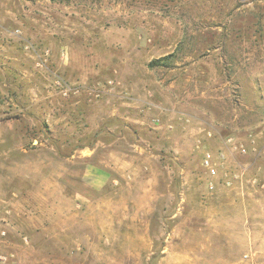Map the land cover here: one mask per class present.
<instances>
[{
    "label": "rangeland",
    "instance_id": "374dc122",
    "mask_svg": "<svg viewBox=\"0 0 264 264\" xmlns=\"http://www.w3.org/2000/svg\"><path fill=\"white\" fill-rule=\"evenodd\" d=\"M75 76L83 86L73 83ZM76 90L99 106L102 142L114 141L102 108L127 112L119 150L141 158L139 170L117 173L113 187L96 191L99 213L88 211L86 199L78 206L79 224H99L97 236L113 238L99 244L101 257L89 253L88 260L86 245L60 243V228L51 239L43 235V224H77L75 212L17 207L44 194L43 181H28L27 162H36L33 174L43 173L46 154L60 153V108L78 97ZM259 144L264 0H0V253L12 263L43 264L53 255L47 264H59L55 259L68 251L76 254L70 264H160L165 253L179 251L204 254L195 264H264ZM206 152L215 176L203 165ZM107 153L101 146L102 159ZM60 170L53 164L52 171ZM235 185L240 194L230 195L243 193V206L231 219L244 228L239 238L227 236L238 244L237 259L227 263L223 224L227 188ZM145 234L141 256L129 253L139 246L122 238Z\"/></svg>",
    "mask_w": 264,
    "mask_h": 264
},
{
    "label": "crops",
    "instance_id": "0c3cea01",
    "mask_svg": "<svg viewBox=\"0 0 264 264\" xmlns=\"http://www.w3.org/2000/svg\"><path fill=\"white\" fill-rule=\"evenodd\" d=\"M72 80H74L73 83H75V85L83 86L82 83H84V79H79L75 76ZM75 95L78 97L67 98L65 105H62V108H60L62 114L60 121L62 122V130L65 132L64 138L62 137L59 142L60 147L58 149L60 150V153L58 154V151L55 152V156L49 152L46 154L47 156L43 158L42 162H40L43 163L45 167L43 173L35 172V174H33L29 167L34 166L36 162L32 159H29L27 162L29 169L28 181H43L44 184L42 188H44V194L40 195V198L23 200L22 203L18 201L17 207L20 208L22 206L30 211H37L40 209V206L43 205V211L45 213L59 211L60 213L68 214L75 212L77 215L75 219L77 224H58V226H55L56 224H43V235L47 236V239H51L54 237L52 229L60 228V243L66 248L75 245H86L89 248V251L83 253L82 257L85 260H88L89 253L93 258H95V255L96 257H101V253L104 252H101L99 244L104 243V241L107 240L109 245L112 243L113 238L110 235L103 238L97 236L99 224H79L80 220H78V215H81L82 210L80 209L82 208H78V206H80L81 203H84L86 199L88 201L86 204L89 207L88 211L92 213L95 209V213H99V195L96 191H99L107 183L112 185L113 183L118 182L119 179L117 178V173L125 176L127 171L134 173L139 170V160L141 158L138 155L129 156L127 153L119 150L120 139L125 137L129 129V124L126 119H130V116L126 115L127 112L122 113L121 108H118L119 110L117 109L116 111L114 107L111 111H108L111 108H109V106H107V108H102L104 119L109 117L112 120L111 125L108 126V130L113 133L114 136L113 142H111V140L108 142H102L99 137L100 128L98 118L102 117L101 114L98 113L99 106L94 105L91 101L94 98H89V100L88 95L83 96L82 94L76 93ZM128 105L130 104L127 103V106ZM95 116L96 118H94ZM120 119H124L122 124L120 123ZM89 122H92V124H90L91 127H89ZM87 133L92 134L90 138L86 136ZM261 134L262 131L257 135L260 137ZM101 146L105 147L108 152V156H106L105 159H102L100 156ZM263 146L264 145L260 146L259 144V153ZM51 147L53 146L51 145ZM134 150L139 151L140 153L143 152V148ZM57 156L60 158L59 161L56 159ZM56 161L61 165L60 172L52 171L53 164L57 163ZM130 170H133L134 172ZM58 181H60L59 184L56 183ZM238 188L239 187L236 185L233 188H227L229 193L226 192L228 193L226 199L227 210L224 216L225 224H223V234L225 235V238H227V236L239 238L242 235L240 230L244 228L243 224H235L231 219L232 214L241 210V207L243 206V202H241V196L243 193L242 195L237 194L233 198L230 195V190H235L239 193L238 190L240 189ZM87 190L95 191L96 193L91 192V194H89L86 192ZM57 191H59L60 197L59 204L55 202V193ZM109 194L111 195L112 193L109 192ZM41 196H43V199ZM77 198L82 199L79 203L77 202L74 204L73 202ZM238 199L240 201H238ZM114 225L115 224H111V227L114 228ZM125 225L128 227L131 226V224ZM144 228L146 229V226H144ZM251 228H253V226ZM45 230L47 232H45ZM85 230L90 231L83 233L82 235L78 234L80 231L85 232ZM114 240L116 241V238H114ZM122 242L125 245H138L139 247L134 251L131 249H128V251L129 253H133L140 257L144 252L142 247L144 245H149V238L146 234L145 236L143 235L139 237L127 235L122 238ZM253 245L255 246L254 243ZM237 248L238 244L235 241L231 238L225 239L223 241V262L228 263L237 259L236 251L235 254L232 252V250H237ZM111 250L112 249L105 252L107 253L105 254L107 259L112 258V254H110ZM259 256L260 255H258V257ZM48 257L47 261H51L55 256L49 255ZM73 257H76V254L66 251L61 255L60 259L55 260L62 262L59 264H70L74 259ZM100 259L101 258L96 261L99 262ZM200 259L205 260V255L190 252L168 251L161 257L160 264H195L196 261ZM42 261L43 264H47V261Z\"/></svg>",
    "mask_w": 264,
    "mask_h": 264
},
{
    "label": "built area",
    "instance_id": "2783aa9c",
    "mask_svg": "<svg viewBox=\"0 0 264 264\" xmlns=\"http://www.w3.org/2000/svg\"><path fill=\"white\" fill-rule=\"evenodd\" d=\"M74 92L77 93V90ZM63 93L65 95H68L70 93V89L68 87L63 88ZM229 141L232 142V140H229ZM203 165L207 168V170L211 176L217 175L218 172H217V169L213 163V156H212L211 152L205 153L204 158H203ZM225 184L228 186H231L233 184L231 178H225ZM0 263H2V264H14L11 262L10 256H8L5 253H0Z\"/></svg>",
    "mask_w": 264,
    "mask_h": 264
},
{
    "label": "trees",
    "instance_id": "16d2710c",
    "mask_svg": "<svg viewBox=\"0 0 264 264\" xmlns=\"http://www.w3.org/2000/svg\"><path fill=\"white\" fill-rule=\"evenodd\" d=\"M156 63H159V61H158V60H154V61H152L150 64H151V65H155Z\"/></svg>",
    "mask_w": 264,
    "mask_h": 264
}]
</instances>
